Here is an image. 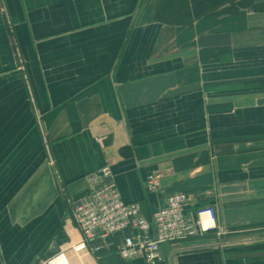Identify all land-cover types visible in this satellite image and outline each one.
I'll return each mask as SVG.
<instances>
[{"label": "crops", "instance_id": "crops-1", "mask_svg": "<svg viewBox=\"0 0 264 264\" xmlns=\"http://www.w3.org/2000/svg\"><path fill=\"white\" fill-rule=\"evenodd\" d=\"M238 1L189 0L188 31L154 18L159 0H0V264L60 249L70 264H144L110 250L118 234L98 255L70 249L68 201L104 165L147 219L174 191L195 195L187 212L213 207L215 228L158 264H264V5ZM232 7L242 26L203 48L200 15Z\"/></svg>", "mask_w": 264, "mask_h": 264}, {"label": "built area", "instance_id": "built-area-1", "mask_svg": "<svg viewBox=\"0 0 264 264\" xmlns=\"http://www.w3.org/2000/svg\"><path fill=\"white\" fill-rule=\"evenodd\" d=\"M108 165L90 176V185L82 195L70 200V215L81 238L70 249L74 252L96 254L105 244L97 243L113 235H122L115 246L119 259H142L144 264H158L163 260L160 245L171 243L215 228L214 209L211 205L197 206L187 212L186 205L194 194L174 191L167 194L164 204L153 211L147 219L135 202L121 200L110 175ZM159 175L149 174L145 180L148 191H156ZM66 251L43 258L40 264H70Z\"/></svg>", "mask_w": 264, "mask_h": 264}, {"label": "trees", "instance_id": "trees-1", "mask_svg": "<svg viewBox=\"0 0 264 264\" xmlns=\"http://www.w3.org/2000/svg\"><path fill=\"white\" fill-rule=\"evenodd\" d=\"M188 1L189 0H159L158 4H156L154 18L161 22L186 26L189 31V28H191V20L189 16ZM238 4L242 6L249 5L254 9H262L264 2L254 3V0H239ZM233 9L235 10L236 8H224L218 11L208 10L200 15L199 21L196 24V29H201L202 31L209 30L206 35L199 36V42L203 48L224 47L227 43L228 29L237 25H239V27L240 25L242 26V15L238 12L236 14H231L230 11H234ZM223 12L227 13L225 14V16L227 15V19L217 20L218 16ZM203 161L205 160L203 159ZM110 250H112V252L115 251L113 248ZM101 252H103V250L96 252V255Z\"/></svg>", "mask_w": 264, "mask_h": 264}, {"label": "water", "instance_id": "water-1", "mask_svg": "<svg viewBox=\"0 0 264 264\" xmlns=\"http://www.w3.org/2000/svg\"><path fill=\"white\" fill-rule=\"evenodd\" d=\"M168 247H167V244H161L160 245V251H161V254L163 255V256H166L167 254H168Z\"/></svg>", "mask_w": 264, "mask_h": 264}, {"label": "rangeland", "instance_id": "rangeland-1", "mask_svg": "<svg viewBox=\"0 0 264 264\" xmlns=\"http://www.w3.org/2000/svg\"><path fill=\"white\" fill-rule=\"evenodd\" d=\"M260 236H261V237H264V233H262V234L260 233Z\"/></svg>", "mask_w": 264, "mask_h": 264}]
</instances>
